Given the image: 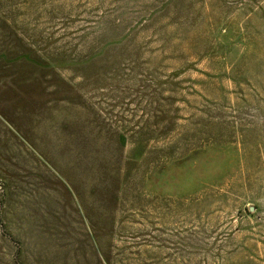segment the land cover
<instances>
[{
    "label": "rangeland",
    "instance_id": "374dc122",
    "mask_svg": "<svg viewBox=\"0 0 264 264\" xmlns=\"http://www.w3.org/2000/svg\"><path fill=\"white\" fill-rule=\"evenodd\" d=\"M0 264H264V0H0Z\"/></svg>",
    "mask_w": 264,
    "mask_h": 264
}]
</instances>
